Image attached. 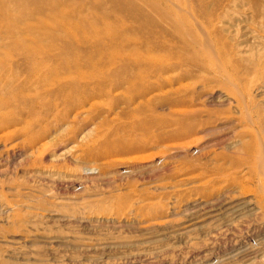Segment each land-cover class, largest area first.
I'll return each instance as SVG.
<instances>
[{
  "label": "rangeland",
  "instance_id": "obj_1",
  "mask_svg": "<svg viewBox=\"0 0 264 264\" xmlns=\"http://www.w3.org/2000/svg\"><path fill=\"white\" fill-rule=\"evenodd\" d=\"M0 264H264V0H0Z\"/></svg>",
  "mask_w": 264,
  "mask_h": 264
},
{
  "label": "bare ground",
  "instance_id": "obj_2",
  "mask_svg": "<svg viewBox=\"0 0 264 264\" xmlns=\"http://www.w3.org/2000/svg\"><path fill=\"white\" fill-rule=\"evenodd\" d=\"M204 47H206V45H205ZM208 50H209V48H208ZM209 51H210V50H209ZM209 51H208V52H209Z\"/></svg>",
  "mask_w": 264,
  "mask_h": 264
}]
</instances>
